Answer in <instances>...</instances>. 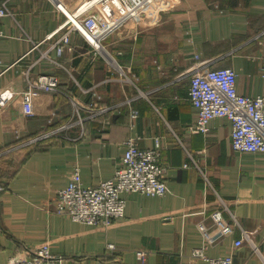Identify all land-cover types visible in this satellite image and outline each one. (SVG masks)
Returning <instances> with one entry per match:
<instances>
[{
	"label": "crops",
	"instance_id": "0c3cea01",
	"mask_svg": "<svg viewBox=\"0 0 264 264\" xmlns=\"http://www.w3.org/2000/svg\"><path fill=\"white\" fill-rule=\"evenodd\" d=\"M86 1L0 0L13 13L0 17V264L43 244L57 264H138L137 250L146 264H207L191 255L202 246L233 264H264V152L234 151L227 118L190 132L187 93L200 66L231 67L239 93L264 95V0H152L103 40L113 61L78 32L57 55L61 30L49 34ZM42 73L57 77V90L39 91L26 115L22 92ZM129 137L145 148L159 138L166 193L121 192L124 214L108 225L57 213L70 171L79 168L83 186L108 179ZM215 211L229 234L218 233ZM242 230L248 238L234 246Z\"/></svg>",
	"mask_w": 264,
	"mask_h": 264
},
{
	"label": "built area",
	"instance_id": "2783aa9c",
	"mask_svg": "<svg viewBox=\"0 0 264 264\" xmlns=\"http://www.w3.org/2000/svg\"><path fill=\"white\" fill-rule=\"evenodd\" d=\"M152 0H89L82 3L72 14L77 23L66 14V20L60 23L49 34L61 30L53 43L57 55L73 49L71 35L80 33L95 49L100 50L110 62L103 46L105 40L114 30L128 19L136 16L145 5ZM94 4L101 6L100 15H85V11ZM13 16L5 5L0 4V17ZM3 31L0 28V37ZM42 57L53 60L45 52ZM198 58V55H195ZM124 80L131 81L132 73L124 71L120 65H114ZM236 72L231 67L202 69L196 66L189 77L188 96L194 108L193 121L188 126L190 132L206 134L211 119L227 118L231 122L230 143L234 151L264 152V95H243L236 88ZM57 90V77L54 74H39L33 82H29L27 90L22 92V110L26 115L33 114L32 99L39 91ZM5 95H0V104H4ZM136 113V110L132 111ZM124 152L121 163L114 169L108 179L98 182L95 186H83L80 171L75 166L68 175L66 185L58 190L54 199L55 211L67 215L74 221L90 224L108 225L115 218L124 214L125 200L120 196L123 191H138L147 195H163L167 191L164 179L166 166L161 162V146L159 138H155L153 147H141L137 139L129 137L123 141ZM191 155V154H190ZM187 165V164H186ZM210 216L218 225L220 234H229L231 226L222 221L219 211ZM235 221V219H234ZM199 229L210 239L207 228L202 221L198 222ZM248 233L242 230V237L234 241V246H240ZM113 249L112 244H108ZM204 246L194 248L193 257L204 259L207 264H233L231 255L207 256ZM138 264H146L147 252L137 250ZM5 264H57L49 246L43 244L32 250L26 257L12 255Z\"/></svg>",
	"mask_w": 264,
	"mask_h": 264
},
{
	"label": "bare ground",
	"instance_id": "6f19581e",
	"mask_svg": "<svg viewBox=\"0 0 264 264\" xmlns=\"http://www.w3.org/2000/svg\"><path fill=\"white\" fill-rule=\"evenodd\" d=\"M84 1H86V0H84ZM93 1H96V0H93ZM60 6H61V5H60ZM70 18L73 19V21L77 23V21H76V19L74 18L73 15H72V17H70Z\"/></svg>",
	"mask_w": 264,
	"mask_h": 264
},
{
	"label": "rangeland",
	"instance_id": "374dc122",
	"mask_svg": "<svg viewBox=\"0 0 264 264\" xmlns=\"http://www.w3.org/2000/svg\"><path fill=\"white\" fill-rule=\"evenodd\" d=\"M93 6V5H92ZM100 8H101V6H100ZM76 11V10H75Z\"/></svg>",
	"mask_w": 264,
	"mask_h": 264
}]
</instances>
